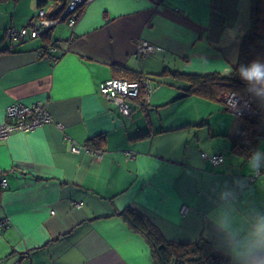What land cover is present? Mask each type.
<instances>
[{"label": "crops", "instance_id": "obj_1", "mask_svg": "<svg viewBox=\"0 0 264 264\" xmlns=\"http://www.w3.org/2000/svg\"><path fill=\"white\" fill-rule=\"evenodd\" d=\"M39 1L0 0V123L14 101L44 103L52 117L0 140V264H154L142 235L116 214L128 206L164 239L204 238L222 254L205 220L211 182L247 177L242 206L264 207V179L231 151L241 117L221 96L182 95L183 82L166 71L225 74L250 27L251 0H89L72 27L60 21L35 38L8 39ZM43 1L50 17L67 2ZM48 41L59 43L56 61L38 54ZM141 41L155 49L139 54ZM112 77L149 82L129 115L98 90ZM97 135L100 157L84 148Z\"/></svg>", "mask_w": 264, "mask_h": 264}, {"label": "trees", "instance_id": "obj_2", "mask_svg": "<svg viewBox=\"0 0 264 264\" xmlns=\"http://www.w3.org/2000/svg\"><path fill=\"white\" fill-rule=\"evenodd\" d=\"M44 2L40 0L38 7ZM82 7L83 4L80 10ZM46 44H49V41ZM257 59L264 61V0H251L250 27L241 37L238 58L230 74L219 72L201 74L176 69L166 71L183 82L185 96L197 95L214 100L225 92H234L242 97H249L254 113L240 116L242 119L240 134L231 145L232 152L244 157L257 148L264 136V106L259 105L247 93L246 85L239 78L236 69L241 64L247 65ZM138 99H141V96ZM100 138L101 136L97 135L89 139L88 147L98 150L96 143ZM116 214L142 235L149 246L154 264H228L227 257L217 252L204 238L194 242L166 240L141 211L128 206Z\"/></svg>", "mask_w": 264, "mask_h": 264}, {"label": "clouds", "instance_id": "obj_3", "mask_svg": "<svg viewBox=\"0 0 264 264\" xmlns=\"http://www.w3.org/2000/svg\"><path fill=\"white\" fill-rule=\"evenodd\" d=\"M231 72L229 65L225 74ZM236 72L247 93L264 106V61L241 64ZM242 162L251 176L264 179V148L251 150ZM248 187L247 177H236L230 182L214 180L209 187L210 208L205 220L213 243L227 257L228 264H264V207L242 206L241 197Z\"/></svg>", "mask_w": 264, "mask_h": 264}, {"label": "built area", "instance_id": "obj_4", "mask_svg": "<svg viewBox=\"0 0 264 264\" xmlns=\"http://www.w3.org/2000/svg\"><path fill=\"white\" fill-rule=\"evenodd\" d=\"M89 0H67L66 5L59 17H50L44 8L39 7L36 14L31 17L28 26L20 29H9L6 33L7 38L13 42L21 41L25 38H35L42 33L48 31L51 25L57 24L60 20L72 27L80 12V6ZM62 18V19H61ZM58 41H52L44 48L39 49V55L52 54L56 61L58 58ZM155 47L147 41H141L138 44L137 52L139 54H147L152 52ZM149 82L142 77L137 79H126L120 77H112L101 81L98 85L99 92L108 100L113 102L124 115L130 114V107L128 102L132 99L139 98L145 91H149ZM223 101L226 108L237 116L246 114H253L251 109L249 97H242L234 92H225L222 94ZM52 117L46 108V105L41 102L32 104H25L21 101H14L6 107L5 120L0 123V140L8 137L15 132H29L35 128L50 123ZM57 127L62 128L60 123ZM85 149H90L84 146ZM80 147L75 143H70V151L78 152ZM96 153L98 157L101 156L100 150L90 149ZM203 156L209 158L212 164H221L224 161V155L215 153L210 156L203 153ZM0 186H6V178L0 176ZM81 202L75 203L80 205ZM187 207L182 205L180 212L184 214ZM6 220L0 221V226L6 225Z\"/></svg>", "mask_w": 264, "mask_h": 264}, {"label": "water", "instance_id": "obj_5", "mask_svg": "<svg viewBox=\"0 0 264 264\" xmlns=\"http://www.w3.org/2000/svg\"><path fill=\"white\" fill-rule=\"evenodd\" d=\"M66 5V2L65 3H61L59 6H58V9H56V11H54L55 13H57L60 9H62L64 6ZM62 19V18H61ZM61 21V20H60ZM60 21L58 22V23H60ZM55 25L56 24H54V25H51L50 27H49V29H53L54 27H55ZM48 29V30H49ZM182 95H184V93L182 94Z\"/></svg>", "mask_w": 264, "mask_h": 264}, {"label": "rangeland", "instance_id": "obj_6", "mask_svg": "<svg viewBox=\"0 0 264 264\" xmlns=\"http://www.w3.org/2000/svg\"><path fill=\"white\" fill-rule=\"evenodd\" d=\"M221 97H222V95H221Z\"/></svg>", "mask_w": 264, "mask_h": 264}]
</instances>
